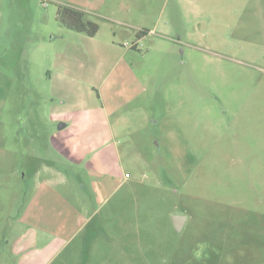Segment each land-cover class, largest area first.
I'll return each instance as SVG.
<instances>
[{"label": "rangeland", "instance_id": "374dc122", "mask_svg": "<svg viewBox=\"0 0 264 264\" xmlns=\"http://www.w3.org/2000/svg\"><path fill=\"white\" fill-rule=\"evenodd\" d=\"M32 229L41 264H264V0H0V264Z\"/></svg>", "mask_w": 264, "mask_h": 264}, {"label": "trees", "instance_id": "16d2710c", "mask_svg": "<svg viewBox=\"0 0 264 264\" xmlns=\"http://www.w3.org/2000/svg\"><path fill=\"white\" fill-rule=\"evenodd\" d=\"M58 20L68 29L85 32L90 36L96 35L98 24L87 17V12L76 6L60 5Z\"/></svg>", "mask_w": 264, "mask_h": 264}, {"label": "crops", "instance_id": "0c3cea01", "mask_svg": "<svg viewBox=\"0 0 264 264\" xmlns=\"http://www.w3.org/2000/svg\"><path fill=\"white\" fill-rule=\"evenodd\" d=\"M38 202H39V200L35 199L34 202H33L34 204L31 203L30 209H29V217L30 218H34V219L40 221L41 220L40 217H41L42 214L40 212V209H41L40 208V203H38ZM32 234H33V237H32V239L30 241L32 243L28 245L27 244V240L28 239L26 240L25 238H22L21 241L24 242V243H23V245L22 244L20 245L18 252L22 251L23 249L28 250V248H31L32 249V252H34V255H35V263L32 262L31 264H37L38 261H40V264H41L43 262V260H41V259L38 258V254L41 253V252H43V251L46 252L47 251V248H49V249L52 250L53 247H54L53 245H55V242L53 240L54 238H52L47 243V245L45 247H41L37 243V237H38V235H37V231L35 229H32ZM26 255L28 256V253H26ZM51 259H49V261H51ZM29 262H31V261H29Z\"/></svg>", "mask_w": 264, "mask_h": 264}, {"label": "water", "instance_id": "95a60500", "mask_svg": "<svg viewBox=\"0 0 264 264\" xmlns=\"http://www.w3.org/2000/svg\"><path fill=\"white\" fill-rule=\"evenodd\" d=\"M172 219H173V224L176 230L179 232L182 231L186 225L187 217H185L184 215H180V214H174Z\"/></svg>", "mask_w": 264, "mask_h": 264}]
</instances>
